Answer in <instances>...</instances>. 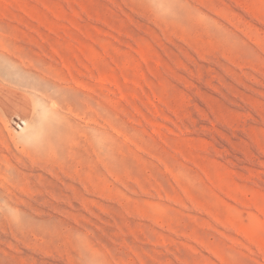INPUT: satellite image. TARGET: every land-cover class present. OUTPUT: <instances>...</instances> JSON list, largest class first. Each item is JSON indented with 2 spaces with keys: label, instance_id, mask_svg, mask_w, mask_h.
<instances>
[{
  "label": "rangeland",
  "instance_id": "1",
  "mask_svg": "<svg viewBox=\"0 0 264 264\" xmlns=\"http://www.w3.org/2000/svg\"><path fill=\"white\" fill-rule=\"evenodd\" d=\"M0 84V264H264V0H0Z\"/></svg>",
  "mask_w": 264,
  "mask_h": 264
},
{
  "label": "bare ground",
  "instance_id": "2",
  "mask_svg": "<svg viewBox=\"0 0 264 264\" xmlns=\"http://www.w3.org/2000/svg\"><path fill=\"white\" fill-rule=\"evenodd\" d=\"M1 85V84H0ZM2 86V85H1ZM0 86V87H1ZM2 88V87H1ZM4 90H6V89H3V91ZM11 90V89H10ZM12 92V91H11ZM14 92V91H13ZM7 93V91H5V94ZM8 94V93H7ZM14 94V93H13ZM15 95H17V94H15ZM11 101H13L12 99H11ZM17 105H19L18 103H17ZM16 105V106H17ZM11 106V105H10ZM14 107V106H13ZM21 108V107H20ZM15 109H16V107H15ZM21 111H23V110H21ZM14 115H16L17 117H20V118H23V120H24V122H23V124L24 123H28V120H27V118L25 117V115L22 113V112H20L19 110H18V108L15 110V112H14ZM15 120V119H14ZM20 120V119H19ZM18 122V121H17ZM22 123V122H21ZM20 126V125H19ZM19 128H24L23 126L21 127H19Z\"/></svg>",
  "mask_w": 264,
  "mask_h": 264
}]
</instances>
